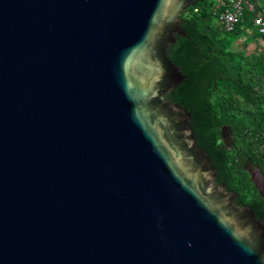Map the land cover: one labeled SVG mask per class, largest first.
<instances>
[{"label": "water", "instance_id": "95a60500", "mask_svg": "<svg viewBox=\"0 0 264 264\" xmlns=\"http://www.w3.org/2000/svg\"><path fill=\"white\" fill-rule=\"evenodd\" d=\"M192 2L0 0V264H264V222L164 99Z\"/></svg>", "mask_w": 264, "mask_h": 264}, {"label": "trees", "instance_id": "16d2710c", "mask_svg": "<svg viewBox=\"0 0 264 264\" xmlns=\"http://www.w3.org/2000/svg\"><path fill=\"white\" fill-rule=\"evenodd\" d=\"M250 1L256 9L264 5ZM228 2L193 0L180 15L184 35L176 36L167 54L184 79L164 99L189 112L196 142L215 167V182L235 192L234 203L250 205L264 222V199L237 162V153L247 156L264 176V56L260 49L247 50L262 36L247 9L225 30L217 14ZM222 125L235 140L229 149L221 141Z\"/></svg>", "mask_w": 264, "mask_h": 264}, {"label": "built area", "instance_id": "2783aa9c", "mask_svg": "<svg viewBox=\"0 0 264 264\" xmlns=\"http://www.w3.org/2000/svg\"><path fill=\"white\" fill-rule=\"evenodd\" d=\"M227 7L217 14V21L227 31L233 29L235 22L241 16L245 9L254 13L253 22L257 27L259 34L262 36L263 42L260 47L261 53L264 56V5L259 9L250 0H228Z\"/></svg>", "mask_w": 264, "mask_h": 264}, {"label": "crops", "instance_id": "0c3cea01", "mask_svg": "<svg viewBox=\"0 0 264 264\" xmlns=\"http://www.w3.org/2000/svg\"><path fill=\"white\" fill-rule=\"evenodd\" d=\"M262 44H263L262 40L257 38L255 41L249 44L248 48H252L251 49L252 51L259 50Z\"/></svg>", "mask_w": 264, "mask_h": 264}, {"label": "rangeland", "instance_id": "374dc122", "mask_svg": "<svg viewBox=\"0 0 264 264\" xmlns=\"http://www.w3.org/2000/svg\"><path fill=\"white\" fill-rule=\"evenodd\" d=\"M247 49H248L249 52H252V50H251L252 48H247Z\"/></svg>", "mask_w": 264, "mask_h": 264}]
</instances>
